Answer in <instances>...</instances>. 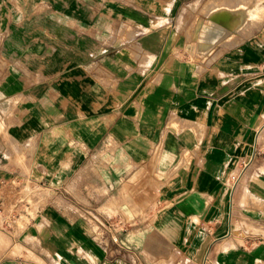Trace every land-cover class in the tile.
Listing matches in <instances>:
<instances>
[{"label":"crops","instance_id":"crops-1","mask_svg":"<svg viewBox=\"0 0 264 264\" xmlns=\"http://www.w3.org/2000/svg\"><path fill=\"white\" fill-rule=\"evenodd\" d=\"M263 11L0 0V264H264Z\"/></svg>","mask_w":264,"mask_h":264},{"label":"rangeland","instance_id":"rangeland-1","mask_svg":"<svg viewBox=\"0 0 264 264\" xmlns=\"http://www.w3.org/2000/svg\"><path fill=\"white\" fill-rule=\"evenodd\" d=\"M262 1V0H261ZM243 5H241V7H242ZM237 8V7H236ZM249 9V7H247V6H244L241 10H239V11H237L236 13V16L234 17V19H235V21H236V24H233V25H231V27L233 28V27H237V26H240V27H245V25L243 24V25H240V23H243V22H241L243 19H244V14L247 12V10ZM258 14H261V13H258ZM264 14V11L262 12V15ZM230 16L229 14H228V12H221L220 14H214V16L213 17H215V18H220V17H222V16ZM251 18H253V19H255V16H253V17H251ZM253 24H258V25H261V20H259L258 22H254ZM250 26V25H249Z\"/></svg>","mask_w":264,"mask_h":264},{"label":"bare ground","instance_id":"bare-ground-1","mask_svg":"<svg viewBox=\"0 0 264 264\" xmlns=\"http://www.w3.org/2000/svg\"><path fill=\"white\" fill-rule=\"evenodd\" d=\"M220 18H223V19L229 20V19H231V16H228V15H227V16H222V17H220ZM233 19H234V18H233ZM218 20H219V19H218ZM215 21H216V20H215ZM234 23H236V21H234ZM215 29H216V28H215ZM217 30H218V29H217ZM221 30H222V28H221ZM221 30H220V31H221ZM212 31H213V30H212ZM220 31H219V32H220ZM216 33H217V32H216ZM201 34H202V33H201ZM199 35H200V34H199ZM202 37H203V36H202ZM208 37H209V36H208ZM209 38H210V37H209Z\"/></svg>","mask_w":264,"mask_h":264},{"label":"built area","instance_id":"built-area-1","mask_svg":"<svg viewBox=\"0 0 264 264\" xmlns=\"http://www.w3.org/2000/svg\"><path fill=\"white\" fill-rule=\"evenodd\" d=\"M0 211H1V208H0Z\"/></svg>","mask_w":264,"mask_h":264}]
</instances>
